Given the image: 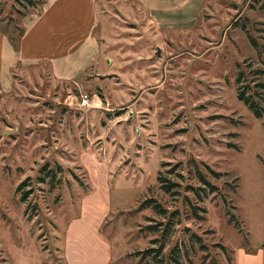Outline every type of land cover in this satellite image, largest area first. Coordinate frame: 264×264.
<instances>
[{"label": "rangeland", "instance_id": "374dc122", "mask_svg": "<svg viewBox=\"0 0 264 264\" xmlns=\"http://www.w3.org/2000/svg\"><path fill=\"white\" fill-rule=\"evenodd\" d=\"M31 1L0 0V27L17 35L45 4ZM99 6L96 65L76 77L45 62L20 66L11 87L0 84V264H139L136 253L158 238L146 227L163 221L149 200L168 221L177 213L165 253L178 245L184 263L255 255L264 242V0H156L169 30L132 2ZM238 88L256 93L261 118ZM82 94L88 107L78 106ZM192 162L214 187L202 200L185 188L201 186ZM44 167L55 180L40 183ZM159 174L181 186L163 193Z\"/></svg>", "mask_w": 264, "mask_h": 264}, {"label": "crops", "instance_id": "0c3cea01", "mask_svg": "<svg viewBox=\"0 0 264 264\" xmlns=\"http://www.w3.org/2000/svg\"><path fill=\"white\" fill-rule=\"evenodd\" d=\"M114 1L124 6L132 2L141 7L147 20L159 30L173 28L154 15L155 11H166V8H155L156 0ZM100 15L99 0H45L39 14L32 13L23 18L24 34L17 51L0 31L2 88L6 90L12 86V71L20 66L27 68L45 62L53 73L62 77H76L92 67L99 58L95 31ZM236 261L237 264H264V249L256 251L255 255L239 250Z\"/></svg>", "mask_w": 264, "mask_h": 264}, {"label": "trees", "instance_id": "16d2710c", "mask_svg": "<svg viewBox=\"0 0 264 264\" xmlns=\"http://www.w3.org/2000/svg\"><path fill=\"white\" fill-rule=\"evenodd\" d=\"M43 2H44L43 0H40L38 4H40V6L42 7ZM27 3L31 7H34V5L36 4V2L34 3L31 0H27ZM16 12H17V14H22L19 10H17ZM22 16H23V14H22ZM0 30L4 35L7 36L9 42L11 43V46L13 47V49L17 51L19 49L20 40L24 34V29L23 28L16 29L18 31L17 35H15L14 32L7 33L1 27H0ZM251 44H253V46H254L255 43L251 40ZM243 79H244V74L242 72H239L237 74V77H236V84L240 85L241 82L243 81ZM256 96H257L256 93H249L248 95H246L245 90L243 91L240 88H238L237 99L239 101H241L254 114V116L256 118H261L263 116V109L260 106L259 101L255 99ZM192 163H193V168H194V178L199 182V184H201V186L196 187V188L191 187V186L190 187L186 186L185 188H189V190H191L194 193V195L198 197V199L202 200L203 198L206 197V195H208V193L213 192L210 190L207 191L206 188L207 187L214 188V187L200 173L199 165H197L195 162H192ZM201 166L203 167L202 168L203 173L206 175L210 174V175H213L216 177L222 176L221 173H217V172L215 173L202 164H201ZM44 170H46V171L44 172V176L40 178V183H44V182H46V180H48L49 182L55 180L56 172L54 171V169H46L44 167L43 171ZM182 178H184V177H182ZM157 182H158L159 190H161L165 194H170L173 192L174 188L181 186L175 182H172V181L162 177V175H160V174L157 177ZM19 189H20V187H18L17 191H19ZM199 191H202V192L207 193V194L202 196L199 193ZM30 194H31V192H29V191L24 192L22 194L20 200L23 203L26 202ZM223 200H225V198ZM224 202H226V201H224ZM147 204L152 205V208L155 211V214L162 217L163 221H160L157 224L149 225L146 227V229L149 232L157 234L158 238L150 241V244H153L154 247H150V248L144 250L143 252H137L136 253V255L140 256L139 264H152V263H150V260H152L154 262V264H186L182 261V256H181V252H180L178 245L175 248L170 249L167 253H165V244L167 241H169L170 235H171V233H173L174 226L178 224V220L176 219L178 216L177 213H173L171 220L168 221L167 219H165L166 218L165 210L159 204H157L151 200L146 201L144 203V205H147ZM197 210H199L203 214L206 212L204 208H198ZM192 213L194 216H196L193 208H192ZM202 218L203 217H201V219ZM230 218H231L230 221H232V222L235 221L234 222L235 225L238 227L239 231H241V228H240L239 224L237 223V221L235 220L236 218L234 217V215H231ZM164 219H165V222H164ZM193 238H194V236L191 234L188 236V239L192 245L196 243L193 240ZM199 247L201 248L200 250L205 248L202 243H201V245H199ZM220 247L225 253L227 252L224 247H222L221 245H220ZM261 248L264 249V242L262 243ZM64 264H67V263H64Z\"/></svg>", "mask_w": 264, "mask_h": 264}, {"label": "built area", "instance_id": "2783aa9c", "mask_svg": "<svg viewBox=\"0 0 264 264\" xmlns=\"http://www.w3.org/2000/svg\"><path fill=\"white\" fill-rule=\"evenodd\" d=\"M88 102H89L88 95L82 94V95H80L78 106L80 108L88 107Z\"/></svg>", "mask_w": 264, "mask_h": 264}]
</instances>
